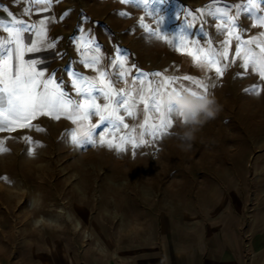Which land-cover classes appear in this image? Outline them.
I'll return each mask as SVG.
<instances>
[{
    "label": "rangeland",
    "instance_id": "obj_1",
    "mask_svg": "<svg viewBox=\"0 0 264 264\" xmlns=\"http://www.w3.org/2000/svg\"><path fill=\"white\" fill-rule=\"evenodd\" d=\"M261 47L264 0H0V264H125L173 233L264 243V80L242 66ZM17 74L49 103L27 119ZM163 76L221 106L191 149L178 118L150 134L140 96Z\"/></svg>",
    "mask_w": 264,
    "mask_h": 264
},
{
    "label": "snow or ice",
    "instance_id": "obj_2",
    "mask_svg": "<svg viewBox=\"0 0 264 264\" xmlns=\"http://www.w3.org/2000/svg\"><path fill=\"white\" fill-rule=\"evenodd\" d=\"M146 6V5H145ZM255 5H253L254 7ZM123 15H127V13H123ZM10 35H14L16 37L17 43H19V36L20 33L17 31L15 33L9 30ZM249 45L254 43V41H248ZM34 49L30 48L28 51H32ZM191 54V53H190ZM237 57L241 56V50L238 48L236 51ZM244 63L243 67L247 69L249 58L252 59L253 68L259 74L260 78L264 80V47L260 48V53L257 58V54L253 52L250 48L247 52L244 53ZM235 60H233V63ZM199 63V61H198ZM5 67H7V62H5ZM218 75H222V71L220 68L216 69ZM37 75H42L39 73ZM157 76H161L160 73H156ZM182 81H191V85H195V87L185 86ZM32 83V76L30 74H26L25 77L22 79L20 74H17L16 80L12 85L11 95L15 96V100L9 99V114L13 116L15 119H27L28 116L24 115V113L31 112L34 116L37 109H42L43 107L49 106L47 97H39L34 95L33 88L34 85L31 87L29 86ZM5 91H8L6 88ZM249 91L259 94V88L253 87L249 89ZM149 96L145 98V96L141 95L140 100L144 103L145 111H153L159 113V120L158 123L152 126L151 135L155 139L161 138L163 135L168 134V129L173 127L174 124V117L178 118L180 122L183 121V113L179 111L178 106L175 102H168L166 98L168 97L169 93L175 92L178 97L183 96H191L194 98H200L208 95V86L203 81L194 80L192 77L184 76V77H169L163 76L162 79L158 82L157 86H150L149 87ZM127 101H124V104L127 105ZM108 106L106 105L105 108ZM47 114V113H45ZM97 114L100 115V109L97 106ZM129 115H133V112L129 111ZM115 116L117 120L122 122V117H119L115 111L109 113V117ZM54 118H59L54 117ZM71 118V117H69ZM103 115L100 116L101 121L107 119ZM151 117H149L150 119ZM145 123H148V119L145 120ZM31 126V125H25ZM127 127V125H125ZM143 128L144 125H141ZM40 130V129H37ZM135 131V129H133ZM27 139V138H26ZM75 140V137H74ZM121 144L115 145L118 151H122V144L132 142L131 138L121 137ZM95 143V141H92ZM101 143L103 144V138H101ZM140 143H145L143 140V133L140 136ZM109 148L114 147L112 143H107ZM0 151H7L6 148L0 146Z\"/></svg>",
    "mask_w": 264,
    "mask_h": 264
},
{
    "label": "crops",
    "instance_id": "obj_3",
    "mask_svg": "<svg viewBox=\"0 0 264 264\" xmlns=\"http://www.w3.org/2000/svg\"><path fill=\"white\" fill-rule=\"evenodd\" d=\"M197 238L193 239L191 235L189 240L182 241L174 233L169 234L164 241L142 245L147 250H142L125 264H241L247 257V242L226 243L223 239ZM247 245L253 263H257L258 257L264 262V243L249 240Z\"/></svg>",
    "mask_w": 264,
    "mask_h": 264
},
{
    "label": "clouds",
    "instance_id": "obj_4",
    "mask_svg": "<svg viewBox=\"0 0 264 264\" xmlns=\"http://www.w3.org/2000/svg\"><path fill=\"white\" fill-rule=\"evenodd\" d=\"M168 102H175L183 113L180 131L176 133L181 147L191 149L196 134L209 120L214 119L221 111V106L213 96L194 98L191 96L178 97L175 92L169 93Z\"/></svg>",
    "mask_w": 264,
    "mask_h": 264
}]
</instances>
